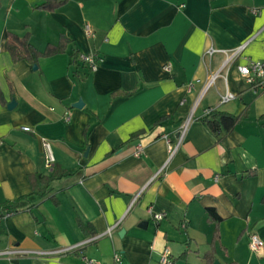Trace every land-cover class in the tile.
<instances>
[{"label":"crops","instance_id":"crops-1","mask_svg":"<svg viewBox=\"0 0 264 264\" xmlns=\"http://www.w3.org/2000/svg\"><path fill=\"white\" fill-rule=\"evenodd\" d=\"M44 1L0 0V201L28 195L3 218L0 251H31L0 256V264H83L84 257L112 264L114 252L122 264H160L165 248L172 264H264V90L249 87L237 68L264 60V0H66L54 11L34 8ZM8 33H28L39 51L62 35L69 42L33 69L11 61ZM241 45L206 89L225 54L205 51ZM75 50L95 54L97 69L69 66ZM226 91L233 98L220 102ZM80 99L82 108L73 107ZM210 109L241 116L219 141L199 120ZM186 121L168 160L165 136L174 143ZM44 141L53 163L75 174L52 181L39 198L27 175L49 172ZM149 207L164 218L155 221ZM250 233L263 240L257 252ZM91 235L78 249L40 254Z\"/></svg>","mask_w":264,"mask_h":264},{"label":"trees","instance_id":"trees-1","mask_svg":"<svg viewBox=\"0 0 264 264\" xmlns=\"http://www.w3.org/2000/svg\"><path fill=\"white\" fill-rule=\"evenodd\" d=\"M66 0H45L41 4L35 6V9H41L46 11H54L61 5L65 4ZM68 39L65 36H60V39L56 45L48 44L43 51L37 50L30 43V35L26 33L23 36H18L13 33L7 34L6 49L10 56V59L13 63L19 61H26L30 65L34 66L38 64V59L41 57H49L54 54L63 53L65 51L66 44ZM80 51L75 50L70 56L69 66L80 64L79 61ZM135 94V91L124 92V91H114L112 92V97H130ZM170 118L169 115L160 117L157 121L154 122L153 127L161 125L164 121H167ZM240 115H232L225 112L211 110L209 113H206L204 116L200 117L199 120L201 123L212 132L216 141H219L224 136L229 134L235 127L236 123L240 120ZM90 128L89 125H86L83 130V135L85 139V144L88 146V136ZM146 132L145 129L138 130L134 133H131L129 140L139 137L140 135ZM171 140V139H170ZM116 151V150H114ZM113 151V152H114ZM75 173H68L62 168H60L56 163H53L49 172L47 174L40 173H30L27 175L29 185L31 187V193L37 195L39 198L46 196L49 191L50 183L56 179H60L64 176H70ZM28 195L21 196L12 201H0V234L3 233L2 220L9 214L17 212L19 209V203L27 198ZM49 199L56 205L58 200L55 196L49 195ZM262 202H264V195L262 197ZM31 208V207H30ZM208 214L212 219H218L214 209H208ZM78 225L82 231L87 232L88 234H94V231H89V225L83 223L78 219ZM91 235V236H92Z\"/></svg>","mask_w":264,"mask_h":264},{"label":"built area","instance_id":"built-area-1","mask_svg":"<svg viewBox=\"0 0 264 264\" xmlns=\"http://www.w3.org/2000/svg\"><path fill=\"white\" fill-rule=\"evenodd\" d=\"M251 12L256 13L255 11H251ZM84 32L88 36H91L93 34V30L89 24L84 25ZM244 47H245V45H241V46H239L236 49L231 50V51H225V50L220 51L218 49H215L214 47H209L205 51L204 56H206L208 58H212V56L217 52H222L225 54V59L221 63V67L217 71H215L214 73L210 74V76L207 80V83H206V89L209 86H211V84L214 83V81L217 79V77L221 75L222 70L228 66V64L233 60V58H235L236 56H238L242 52ZM79 61L83 64V66L89 72H93L94 70H96L98 65H99V58L95 54H92V53H80ZM169 68H170L169 64L164 66V70H169ZM237 68H238L240 77L245 81V83L249 87L253 88L254 90H264V60H250V61L246 62L245 64L239 65ZM191 86H192V83H189L188 89ZM232 98H233V95L231 93H229L228 91H226L223 95H221L220 102H226ZM210 111H211V109L207 110L206 113H209ZM64 119L66 121L69 119L68 113H64ZM186 124H187V121L182 126V129L179 132L177 139L175 140L174 143L171 142L170 138L165 136V138L168 141V145H169L168 146V148H169L168 160L173 156V154L177 150L178 146L180 145ZM22 130L30 131L31 129L28 126H23ZM43 147L46 151V157H45L46 158V160H45L46 167L50 168L54 162V158H53V155H52L51 150H50L49 142L44 141ZM141 150H142V147L140 145H137L135 148V155H139ZM148 212L150 213L151 217L155 221H160L165 216V214L163 212H156L152 209V207L148 208ZM7 215H9V214H7ZM116 225H114L113 227H115ZM113 227H109L106 230L107 235H109L111 233ZM95 238H96L95 236H91V237L87 238L86 240H84L83 242H81L77 245H73V246L67 247V248L55 249L52 251L40 252V254L54 255V254H58V253H63V252L75 250V249H78L83 244H86V243L93 241ZM262 245H263V240L257 234H255V233L249 234V247H250L251 251L257 252L262 247ZM28 253H31V251L25 250V249H16V248L9 249V248H7V249L0 251V256L9 257V256H14V255H25ZM159 263L160 264H172V260L170 257V251L168 250V248H165L161 252L160 257H159ZM83 264H100V263H97V262L93 261L92 259L84 257ZM112 264H122L121 256L119 253L114 252Z\"/></svg>","mask_w":264,"mask_h":264},{"label":"water","instance_id":"water-1","mask_svg":"<svg viewBox=\"0 0 264 264\" xmlns=\"http://www.w3.org/2000/svg\"><path fill=\"white\" fill-rule=\"evenodd\" d=\"M33 69H36V65L33 66ZM14 106H15V101L12 100V101L8 104V108L11 109V108H13ZM72 106L75 107V108H82L83 103H82V101H81V99H80V100H78L77 102H75ZM140 224H144V222H141ZM123 232H124L123 230L120 231V232H119V235H122Z\"/></svg>","mask_w":264,"mask_h":264}]
</instances>
